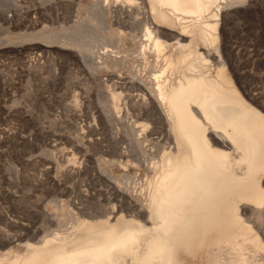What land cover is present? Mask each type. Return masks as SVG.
Returning <instances> with one entry per match:
<instances>
[{
	"label": "bare ground",
	"instance_id": "6f19581e",
	"mask_svg": "<svg viewBox=\"0 0 264 264\" xmlns=\"http://www.w3.org/2000/svg\"><path fill=\"white\" fill-rule=\"evenodd\" d=\"M262 3L41 0L37 7L24 9L19 0H0V16L7 22L30 17L32 10L45 22L39 31L25 30L8 41L38 38L60 44L69 49L67 59H74L105 91L104 96L97 93V104L67 110L74 118L72 124L68 116L69 129H60L57 116L48 126L32 125L39 127L36 136L54 138V144L49 141L52 148H45L51 161H44L43 168L54 185L71 182L63 186L70 195L66 205L71 221L67 229H53L54 234L41 239L30 236L31 231L17 233L23 250H0V264H264V87L246 86L240 72V57L245 56L238 57L240 47L233 40L242 24L239 17ZM25 63L31 69L41 65ZM88 91L84 87V97ZM155 147L160 150L153 157ZM93 149L98 154L90 164L94 178L108 182V191L106 186L93 192V186L91 190L72 180L75 173L89 171L85 163L94 158L89 153ZM78 153L89 157L83 166H77ZM33 154L26 163L19 162H37L39 155ZM140 164L153 175L146 187L141 182L145 188L137 196L132 176L122 178L112 168ZM14 168L16 187H22L29 177L24 169ZM30 179L32 185L25 189L31 190L39 177ZM25 193L14 190L12 201L22 215L8 217L6 223L25 228L30 217L48 215L45 208H24ZM94 198L95 205L104 207L99 212L91 206Z\"/></svg>",
	"mask_w": 264,
	"mask_h": 264
},
{
	"label": "rangeland",
	"instance_id": "374dc122",
	"mask_svg": "<svg viewBox=\"0 0 264 264\" xmlns=\"http://www.w3.org/2000/svg\"><path fill=\"white\" fill-rule=\"evenodd\" d=\"M40 1L41 0H19V4H22L21 6L24 9H27V8L33 9V7H37L39 5ZM89 2H90V0H85V3H89ZM259 7L260 8L262 7L261 8L262 10ZM263 8H264V3H262V5H260V6H258L257 10H253L252 12H250L249 13L250 15L249 14L243 15V18H245V19H243L242 15H241L238 19V20H240L238 22V24L239 23H242V24H239L238 27H240L242 29L239 28L240 31L235 35L237 37L234 36V38H233V40L235 39L234 45L236 47L238 46V50H239V47H240L241 52L246 50L243 52L244 54L239 51L238 57L245 56V57H240V58H242L241 59L242 61L240 64L242 65L241 67H243V68L240 67V72L244 71V73H242L241 75L243 76V79L245 81H248V82H246V86L249 87V85H250V88L264 87V58H263L264 57V25H263L264 24V18H263V20L261 18L264 15L263 14L264 13ZM260 10L262 11V13H260ZM251 14L254 16H252ZM36 15L37 14L34 13V11L32 10V14H31L32 17L28 16L27 18H25L26 17L25 16L24 19L22 18V20H21V18H14L15 21H13V19H12L11 21H9L10 23L7 22L8 20H6L0 16V66H1L0 69L2 68L0 70V194L2 196L0 199L1 200L0 201V213H1L0 214V216H1L0 217V229H1L0 230V250H6V249H12L14 251L23 250V244L16 237L17 236L16 234L19 232H28L29 233L31 231L30 232L31 235L29 233L30 236L34 237L35 235H37V236H35V238L41 239V237L43 238L44 236L47 235V233H48L47 236H49V235L54 234L55 233L54 231L58 232V230L60 231V228L61 229H67V227L69 226L71 218L69 217L70 212H69V209L66 205L67 204L66 199L68 197L70 198V195H68V193H69L68 189H67V191H65L66 188L65 187L63 188V186L69 185V184H71V182L64 180V181H62V184L64 183L63 185L61 184V186H56V185H54L53 181H51V179L47 176V174L45 175L43 167L46 166V163H44V161L45 162L51 161V156H50L51 153L48 154V152H47V154H46L45 148L46 147L52 148L49 145L53 146V144H54L53 139L54 138L51 137L52 135H49V134H43L42 135L41 133L38 134L40 136H38V135L36 136L34 129H38L39 127L34 128L32 125H35L38 123L37 126H39V124H42V125L46 124V126H48L49 125L48 121H50V119H54L57 116V119L59 122L58 123L59 127L63 126V128L69 129L70 126L73 127L72 124H74V118L70 117L71 115H68L69 112L67 110H69V108H71V107L83 108V107H86L87 105L92 106V103H93V105H95V103L97 104V98L99 95V94L97 95V93H100L103 91V89L100 88V85H99L100 83L98 80H96L93 77H90L89 75L88 76L85 75L86 73L83 72V70L81 69V67L79 66L78 63H75L74 59H72V60L67 59L66 55H67V52L69 51V49H66V48L59 46L60 44H55V46H54L53 44L44 43V42H46L44 40H42V42H41L40 39H38V38L33 39L36 42L29 39V40L23 41L24 43H22V40L19 38H12L9 41L6 39L8 36H18L22 32H24L25 30L26 31H39L41 28H43L44 23H45V22H43L44 18L38 17V15L37 16ZM247 16H249V17H247ZM256 16H257V19H259V20L256 19ZM246 18L248 20L247 22L251 21L248 23V24L251 23L250 25L247 24ZM16 19H18L19 22L18 21L16 22ZM26 19L30 20L28 22H31L30 23L31 25L27 23ZM254 19L256 20V22ZM24 20H26V22ZM243 20H244V22H243ZM23 21H24V23H23ZM35 22H36V24H35ZM61 22H62V20H61ZM25 23L27 25L24 27ZM32 23L35 24L34 27H33ZM255 23L256 24L258 23V24L256 25ZM243 24H245L246 26ZM55 25L58 26L59 24L56 23ZM247 25H248V28H247ZM251 25H253V26H251ZM28 26L31 28L29 29ZM257 26H259L258 29H257ZM27 27H28V29H26ZM250 27H252V29ZM244 29L246 30V32L244 31ZM255 29L259 30V31H256ZM243 31H244V33H243ZM247 34H248V36H247ZM242 36L244 38H246V40ZM240 37H242L243 38L242 40H244V41H242ZM4 39H6V40H4ZM237 39H238L239 43H238V41H236ZM38 40H39V43H42V45H41L42 47H39L40 44L37 43ZM246 41L248 42V44ZM244 42H245V44L243 45ZM240 44H242L243 47ZM35 45H37L36 49H35ZM47 46L50 48V50ZM44 47L46 48V50H44L45 49ZM42 48H44V49H42ZM47 48H48V50H47ZM253 48H255V49H253ZM248 49L250 51L253 50V51H251L252 53L255 50V53H253V55H252V53L248 52L249 51ZM43 51H46V52L43 53ZM258 54H260L261 56L259 57ZM26 57H27V59H26ZM245 58H246V60H245ZM251 59H252V61H251ZM25 61H27V62L33 61L34 63L38 62L41 65L39 67H37V69H35V68L31 69L28 67L29 64L26 65ZM248 62H250V63H248ZM253 66L255 67V69L253 68ZM245 72L247 74L248 73L249 74L247 75ZM244 74L246 75L247 78H245ZM1 76H3L4 79H2L3 77H1ZM1 79H2L3 83L1 82ZM248 79L251 81V83ZM84 87H87L88 90H90V91H88L89 94H86V97H84L86 91L83 94ZM104 92L105 91H103L102 92L103 94L101 93L100 95L104 96L105 95ZM76 96L78 97V102L75 101ZM17 101H18V103H17ZM20 105H22V106H20ZM19 106H20V109H18ZM26 106H27V108H26ZM21 107H23V108H21ZM29 108L32 110V113L30 112L31 110ZM21 109H23L24 112ZM28 109L30 112L29 114L33 117V118L32 117L31 118L32 119H34V117L36 118L33 120L34 123H33L32 119L29 118L30 116L29 117L27 116V115H29L27 113ZM49 112L52 113V115ZM20 114H22V115H20ZM40 114L42 115L41 117H40ZM53 114H54V116H53ZM43 117H45V118L43 119ZM28 118H29V120H28ZM46 118H48L47 121H45ZM68 118L73 122L72 124ZM28 121L31 122L32 124H30ZM69 121H70V123H69ZM29 124H30V127H29ZM67 124H69V125L71 124V125L67 126ZM61 127H60V129H61ZM67 127H69V128H67ZM121 129H122V131L124 130L123 127ZM29 131H31V132L29 133ZM33 131H34V133H33ZM31 133H33V134H31ZM124 133H125V130H124ZM32 135L35 136L36 138L40 139V140H38V139L34 140L35 137H33ZM40 137H43V138L41 139ZM32 138H34V139H32ZM49 138H51L52 140L51 139L49 140ZM124 139H126V138H123V140ZM32 140H34V141H32ZM36 141H38V142H36ZM45 141H47V142H45ZM49 141L53 142V144ZM127 141H128V139H127ZM34 142L38 143V144L40 143L39 144L40 146L37 144L38 146L34 147L36 145ZM44 143H46V144L44 145ZM43 145H44V147H42ZM32 146L34 149L36 148L39 151L35 149L36 150V152H35L33 150V148H31ZM148 146L150 147V145H148ZM39 147L41 149L44 148L43 151H41V149ZM59 149L60 148H58L56 150L59 152L63 151L62 147L60 149L61 151ZM156 149H158V148L155 147V149H154L155 152L152 151L151 156L154 155L153 157H156L159 154L160 149H158V150H156ZM22 150H23V152H22ZM44 151H45V153H43ZM90 151L91 152H89V153L90 154L93 153L91 155H93L94 158L93 157L89 158L87 155L82 156L81 153L77 154V156L79 157V161H78L77 166H83L84 162H86L88 160V158L90 160H88L85 163V166H87V165L89 166L90 164L93 165V163L91 161L95 160V157L98 154L94 155V153L96 152V150H94V149L90 150ZM59 152H58V154H59L58 157L62 156V154H63V152L62 153H59ZM32 153H34L33 155L36 154V156L39 155V157L40 156L41 157L39 158L37 156L38 157L36 160L37 162H35L33 164H30V165L25 164L27 162V160H25V159L30 157L32 155ZM54 153H55V151H54ZM155 153H156V155H155ZM19 154H21V155H19ZM22 154H24V155H22ZM55 154L57 155V153H55ZM26 155H28V156H26ZM18 157H19V159H18ZM85 157H87V159ZM85 159H86V161H85ZM82 160H83V164L81 162ZM19 161H21V162L23 161L25 163H21ZM41 161H43V162H41ZM14 164L16 167H20V168L24 169L23 173L26 172L25 175L27 174L26 179L29 177V180L31 181L30 177L33 175L35 177H39L38 183H36V185H35V183H33V186L35 185V189L33 186H32L33 190L31 188L32 191L28 190L29 187H28V189L24 188V187H27L29 185H32L30 183V181L27 182L28 179L26 180V183L23 181L24 185H26V186L22 185V187H18V186L16 187V183L14 181V169H15ZM17 164L18 165L20 164V165L17 166ZM27 165H28V167H26ZM32 165H34V166H32ZM23 167H25V168H23ZM90 167H88V170L90 171V173H89V171H86V172L84 171L85 173L84 172L83 173L85 175L83 173L82 174L81 173H79V174L75 173L76 176H74L75 174L73 176L76 178H72L73 182L76 179V181H78L77 185H79L80 180H81L82 184L80 183V185L84 184V186L85 185L90 186L91 190H92V186H93V190H92L93 192L95 190H96L95 192H97V190H103V188H104V190H106V186H107V191H108L109 190L108 182L106 183V181H105L106 184L102 183L101 182L102 179L100 180V178L95 177L97 179L96 180L94 178V175H93L94 170L92 169L91 165H90ZM28 171H29V174L27 173ZM33 172L35 174H33ZM112 172H114L116 175H118L122 178L125 177L126 174L131 175L133 178L132 180L135 181L133 184V182L131 180L132 186L135 185V186H133V188L135 187L134 193L137 196H140V193L144 190L143 188H145L146 187L145 185H147L146 184L147 181L153 175V172L150 170V168H148V166L146 164H143V165L140 164L138 166H131L128 169H123V168H119L116 166V167L112 168ZM123 174H124V176H123ZM80 175L82 178L79 177ZM82 179H84V180H82ZM87 179H88V181H87ZM90 179L94 180V181H90ZM124 179L126 180V178H124ZM102 181L104 182V180H102ZM143 181H144V183H142V184L145 187L141 184V182H143ZM96 183H97V186L95 187L93 184L96 185ZM104 184H105V187H104ZM36 186H38V187H36ZM98 186L100 187L99 189L97 188ZM141 188H142V190H141ZM16 189L20 193H22L23 190H27V193L29 194L28 195L27 193H25V196L23 198L24 204L23 203L22 204L24 205V208L31 207L33 209H39V210H43L45 208L44 210L46 212L48 211V215L45 217V215L39 216V214H38L37 216L36 215L32 216L33 218L30 217V221L27 220L30 223L25 228H19V227H16L15 225L8 224V222L6 223L8 217L9 218H17V215L18 216L22 215V213L20 212V209H17L14 202L12 201L13 192ZM57 195L59 197H57ZM56 198H60V201L62 198V201L56 202ZM63 199L65 200V202ZM51 200H54L55 203H53V201H52V204H51ZM57 200H59V199H57ZM95 201H96L95 198L92 199V202H94V204L92 203L91 206H94L96 204ZM96 206H98V207H96ZM66 207H67V209H66ZM100 207L102 208L103 206H101V205L99 206L97 204V205H95V207H93L94 208L93 210H95L96 212H99L100 210H102ZM18 210H19V212H18ZM49 214H50V217H49ZM2 215H5L6 217L5 216L2 217ZM4 219L6 221H4ZM65 225H67V226H65ZM63 226H65V227H63ZM1 227L4 229L2 230ZM53 229H55V230L52 231ZM37 230L40 232H38ZM45 232H46V234H45ZM32 234H34V235H32ZM8 241L10 242L9 244H7Z\"/></svg>",
	"mask_w": 264,
	"mask_h": 264
}]
</instances>
